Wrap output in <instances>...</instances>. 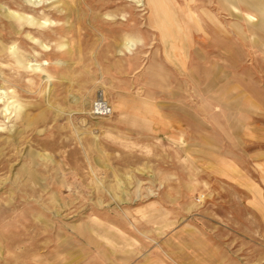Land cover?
Wrapping results in <instances>:
<instances>
[{
    "label": "rangeland",
    "instance_id": "obj_1",
    "mask_svg": "<svg viewBox=\"0 0 264 264\" xmlns=\"http://www.w3.org/2000/svg\"><path fill=\"white\" fill-rule=\"evenodd\" d=\"M0 264H264V0H0Z\"/></svg>",
    "mask_w": 264,
    "mask_h": 264
},
{
    "label": "built area",
    "instance_id": "obj_2",
    "mask_svg": "<svg viewBox=\"0 0 264 264\" xmlns=\"http://www.w3.org/2000/svg\"><path fill=\"white\" fill-rule=\"evenodd\" d=\"M113 114V107L105 97L102 90H97V94L92 104L91 115L95 118H106Z\"/></svg>",
    "mask_w": 264,
    "mask_h": 264
}]
</instances>
